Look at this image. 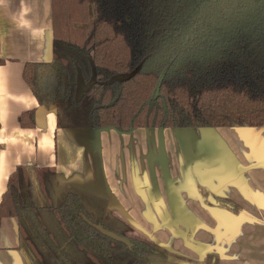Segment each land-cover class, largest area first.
I'll return each mask as SVG.
<instances>
[{
	"label": "trees",
	"instance_id": "trees-1",
	"mask_svg": "<svg viewBox=\"0 0 264 264\" xmlns=\"http://www.w3.org/2000/svg\"><path fill=\"white\" fill-rule=\"evenodd\" d=\"M52 19L53 62L26 64L24 78L39 103L57 105L59 127H264V0H52ZM139 65L131 78H116ZM48 68L60 82L54 100L42 83ZM20 120L33 127L34 112ZM211 196L240 213L234 201ZM7 217L18 218L20 247L33 264L172 262L51 169L21 166L9 176L0 202V220ZM205 264H219L218 255Z\"/></svg>",
	"mask_w": 264,
	"mask_h": 264
},
{
	"label": "crops",
	"instance_id": "crops-1",
	"mask_svg": "<svg viewBox=\"0 0 264 264\" xmlns=\"http://www.w3.org/2000/svg\"><path fill=\"white\" fill-rule=\"evenodd\" d=\"M53 40L52 0H0V202L19 167L51 169L59 184L97 198L166 249L171 264H205L211 253L219 264H264V127L61 128L57 105L39 103L24 78L26 64L53 62ZM42 83L54 100L60 82L52 68ZM27 111L33 127L22 126ZM216 131L221 145L194 139ZM178 134L193 138L185 144ZM211 195L234 201L240 213ZM0 264H33L20 247L18 218L0 220Z\"/></svg>",
	"mask_w": 264,
	"mask_h": 264
},
{
	"label": "rangeland",
	"instance_id": "rangeland-1",
	"mask_svg": "<svg viewBox=\"0 0 264 264\" xmlns=\"http://www.w3.org/2000/svg\"><path fill=\"white\" fill-rule=\"evenodd\" d=\"M54 87L55 88H57L58 87V84L57 85H54ZM224 128H227V127H224ZM220 136L222 137V138H224L225 140L226 139H232V140H235L234 138H229V137H227L226 135H225V133L224 132H222L221 134H220ZM244 137H245V135H243ZM209 138L208 140H210V141H216L217 142V144L218 145H221V142H219V136H218V134H217V131H216V134L214 135L213 134V136L212 135H210V134H206V135H204V134H197V136H195V138L194 139H205V138ZM177 138H178V140L179 141H182V140H184V141H186V143L185 144H187L193 137L191 136V135H188V136H184L183 134H178L177 135ZM247 139H249V136H247ZM239 145H241V143L239 144ZM244 147V146H243ZM242 147V148H243ZM187 148H189V149H187ZM192 146H190V145H186V148H184V150H185V153H184V155L187 157V158H189V159H191L192 157H193V154H192ZM236 145L235 144H233V146H231L229 149H231V151H232V153L234 154V155H240V154H238L235 150H236ZM241 148V149H242ZM244 149V148H243ZM191 168V167H190ZM175 264H178L177 262H175Z\"/></svg>",
	"mask_w": 264,
	"mask_h": 264
},
{
	"label": "water",
	"instance_id": "water-1",
	"mask_svg": "<svg viewBox=\"0 0 264 264\" xmlns=\"http://www.w3.org/2000/svg\"><path fill=\"white\" fill-rule=\"evenodd\" d=\"M142 65V64H141ZM141 65H139L136 70H134L131 74L129 75H126V76H122V75H119L117 76L116 78L119 79V80H126V79H129L131 78L132 76H134L141 68ZM163 77H161L160 81H159V84L157 86V89H156V92H155V97H157L160 93V88H161V84H162V81H163ZM94 81V80H93ZM80 85H81V88H80V96L82 95V92L84 91V88H83V85H82V80H80ZM86 218V217H85ZM95 226L97 227V229H99L101 232H103L104 234L116 239V240H119V241H122L124 243H126L129 247H132V243L130 242V240L124 236H121L109 229H106L104 228L101 224H95Z\"/></svg>",
	"mask_w": 264,
	"mask_h": 264
},
{
	"label": "bare ground",
	"instance_id": "bare-ground-1",
	"mask_svg": "<svg viewBox=\"0 0 264 264\" xmlns=\"http://www.w3.org/2000/svg\"><path fill=\"white\" fill-rule=\"evenodd\" d=\"M236 141H237V140H236ZM236 141H235V142H236ZM257 141H258V140H257ZM237 142H238V141H237ZM248 142H250V141H248ZM248 142H247V143H248ZM243 143L245 144L246 142H243ZM257 143H259V142H257ZM239 144H240V143L238 142V145H239ZM241 145H243L242 142H241Z\"/></svg>",
	"mask_w": 264,
	"mask_h": 264
}]
</instances>
